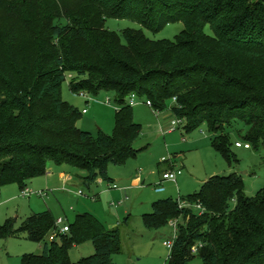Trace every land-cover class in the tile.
Returning <instances> with one entry per match:
<instances>
[{
    "label": "trees",
    "instance_id": "trees-1",
    "mask_svg": "<svg viewBox=\"0 0 264 264\" xmlns=\"http://www.w3.org/2000/svg\"><path fill=\"white\" fill-rule=\"evenodd\" d=\"M13 1L0 0L11 19L0 35V190L18 185L22 193L48 174L50 162L84 171L79 178L88 188L111 183L109 167L141 152L135 145L142 127L128 102L133 94L157 112L173 102L171 112L186 120L188 132L207 126L231 168L239 165L234 137L255 151L264 147V0H82L102 11L90 27L68 21L65 2L72 0H59L66 14L55 7L45 25L35 22L27 33L19 16L31 11L38 21L42 2ZM108 19L154 33L171 24L184 28L175 41L132 29L121 37L107 29ZM68 78L74 94L115 97L120 109L112 136L79 128L83 112L62 97ZM180 201L205 212L181 209ZM173 220L180 222L169 264H190L196 256L203 264H264V187L248 197L238 173L214 176L193 195L159 200L143 216L149 231ZM69 227L48 243L58 231L53 214L29 217L20 232L43 243V253L23 256L22 264H72L70 250L88 242L95 253L78 264H114L123 251L120 229L108 230L93 214L77 215ZM0 232L17 233L14 222Z\"/></svg>",
    "mask_w": 264,
    "mask_h": 264
},
{
    "label": "rangeland",
    "instance_id": "rangeland-1",
    "mask_svg": "<svg viewBox=\"0 0 264 264\" xmlns=\"http://www.w3.org/2000/svg\"><path fill=\"white\" fill-rule=\"evenodd\" d=\"M17 1L19 0L13 2ZM41 2L42 15L37 18L38 21L34 20L37 16H32L31 11L24 10L25 12L20 14L25 33L26 30L30 31L28 28L33 24L43 25L47 11L50 13L55 7L66 14V9L59 0ZM65 6L69 10L68 21L80 20L89 27L102 12L98 6L82 0L65 2ZM10 20L5 11L0 10V35ZM106 27L121 37L129 29L143 30L149 39L155 41H175L184 28L180 23L171 24L164 30L154 33L129 20L117 19H108ZM70 83L71 79L68 78L62 86L63 99L79 111L88 112L82 114L78 122L79 128L94 135L101 130L112 136L115 131L117 107H120L115 97L103 91L97 95L90 94L88 97L74 94ZM108 98L113 102L112 107L105 104ZM146 100L139 99L138 105L132 106L134 121L142 127L140 140L135 145L141 152L136 157L128 159L124 165H111L108 170L109 176L114 181H120L121 187H128V191H109V184L102 180L88 188L79 178L85 175L84 171L69 164L59 166L53 162L48 163L49 173L46 176L28 183V188L33 191H46L45 198L37 195L23 197L18 185L6 186L0 190V227L8 220H12L17 231L12 234L0 232V264H22L25 255H42L44 244L29 240L27 233L20 232V229L29 217L45 211L51 212L55 219L64 218L66 224L72 223L77 215L90 213L108 230L119 228L123 251L113 256L114 264H169L171 252L164 243L174 237L175 230L171 221L166 227L153 231L147 230L143 222V216L153 212L155 202L170 198L177 200L193 195L199 192L203 183L210 178L229 176L233 173L243 177L248 197H255L264 187V147L260 151H255L253 148L247 150L234 146L233 151L239 165L231 168L228 161L212 146V135L207 126L188 132L186 124L177 132L164 134V127L168 126L169 119L173 118L171 112L173 102L169 103L165 111L156 113L154 108L145 105ZM183 138H186V141H183ZM233 139L245 144L237 137ZM163 160L168 162L171 160L182 169L183 176L177 180L179 184L166 181L162 185L163 188L158 186L162 184L163 171L167 167ZM62 174L68 178L67 182L64 177L62 178ZM139 175L142 184L137 188L130 187L131 180ZM160 188L162 190H159ZM80 191L84 195H78ZM47 242L51 241L47 239ZM94 253L93 243L88 242L72 248L70 259L72 264H78L81 259L88 258ZM190 264L203 262L196 256Z\"/></svg>",
    "mask_w": 264,
    "mask_h": 264
},
{
    "label": "built area",
    "instance_id": "built-area-1",
    "mask_svg": "<svg viewBox=\"0 0 264 264\" xmlns=\"http://www.w3.org/2000/svg\"><path fill=\"white\" fill-rule=\"evenodd\" d=\"M80 95L84 96V97H88V95L85 94V93H81ZM139 99L140 98L137 95L133 94L129 98L128 102H129V104L131 106H135V105H138ZM176 101L177 100L174 99V102H176ZM105 104L107 106H109V107L113 106V102H112V100L110 98H108L106 100ZM145 105L148 106V107L153 108V104L149 100H146ZM117 109L119 110L120 107H117ZM155 112L158 113L157 111H155ZM83 114H87V110H84ZM184 126H186V120L185 119H181V118H177L175 115H173V118L169 121L168 126H165L164 129H163L164 130V134L177 132ZM236 147L237 148H244V149H247V150L251 149V145L250 144H243L241 142L237 143ZM166 162H168V160L167 161L163 160V163H166ZM170 163H171L172 167H171L170 170H168L167 172L163 173L162 179H163V181H169V182H172V183H177L178 178L183 174L182 169L178 168V165L173 163L171 160H170ZM161 185L162 184H159L158 186L161 187ZM110 188L111 189H118V186L115 185V184H112V185H110ZM159 190H162V189L160 188ZM46 193L47 192H45V191H33V190L27 188L25 191H23L21 193V195L23 197H26V198L30 197L32 195L45 197ZM78 195L81 196V195H84V194H83V192L80 191L78 193ZM188 207H193V208L197 209L200 212V215H203L204 212H205V209L202 207V205L191 206V205L187 204L186 202L180 201V208L181 209L188 208ZM178 224H179L178 220L171 221V225H172V227L175 230L174 231L175 232L174 233V237H173L172 240L164 243V245L169 249V251L171 253H172L173 248H174L175 240L177 239V236H178ZM56 227H57L58 231L56 233H53L50 236V238H49L50 241H55L56 238H57V234L58 233L62 234V235H65V234H68L70 232L69 224H66L64 218L56 219ZM199 247H202V246L200 245V246L193 247L192 251H193L194 254H196L198 252Z\"/></svg>",
    "mask_w": 264,
    "mask_h": 264
},
{
    "label": "crops",
    "instance_id": "crops-1",
    "mask_svg": "<svg viewBox=\"0 0 264 264\" xmlns=\"http://www.w3.org/2000/svg\"><path fill=\"white\" fill-rule=\"evenodd\" d=\"M88 113V112H87ZM172 117V116H171ZM169 119V118H168ZM169 121H170V119H169ZM168 121V122H169ZM166 125H167V123H166ZM183 141H186V138H183ZM173 162V161H172ZM167 163V167L165 168V170L163 171V173H165V172H167L168 170H170L171 169V163L170 162H166ZM173 163H175V162H173ZM48 173H49V171H48ZM62 176V178L64 177L63 176V174L61 175ZM181 176H183V174L181 175ZM180 176V177H181ZM64 180L67 182V180H68V178L67 177H64ZM113 180V179H112ZM161 182H162V185H163V183H166V181H163V179H161ZM171 183V182H170ZM109 184V187H108V189H109V191H118V192H122V191H128V187H121V182L120 181H112L111 183H108ZM110 184H115V185H117L118 186V189H111L110 188ZM142 184V178H141V176L139 175L138 177H135V178H133L132 180H131V185H130V187H133V188H137V187H139L140 185ZM175 184H179V182L177 181V183H175ZM162 185H161V187H162ZM164 187V186H163ZM162 187V188H163ZM30 189V188H29ZM46 192V191H45ZM45 198V197H44Z\"/></svg>",
    "mask_w": 264,
    "mask_h": 264
}]
</instances>
